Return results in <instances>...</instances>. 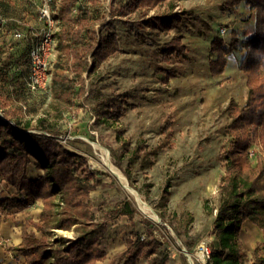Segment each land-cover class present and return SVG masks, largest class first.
Instances as JSON below:
<instances>
[{"label": "rangeland", "instance_id": "374dc122", "mask_svg": "<svg viewBox=\"0 0 264 264\" xmlns=\"http://www.w3.org/2000/svg\"><path fill=\"white\" fill-rule=\"evenodd\" d=\"M126 1L79 0L77 4L88 9L90 24L100 33L114 26L122 50L97 71L84 75L82 96L78 94V85L73 102L67 103L53 96L51 85L47 91L14 95L11 107L19 109L25 119L36 114L35 119L45 117L54 123L53 134L60 144L85 157L80 171L93 172L95 176L96 187L90 199L96 220L108 217L124 200L138 210L135 227L126 218L109 223L102 242L107 257L98 264H124L126 242L132 232L149 236L145 220L155 226L152 236L162 244L167 264H206L198 247L202 243L210 247L214 237L226 170L228 127L232 122L229 106L231 102L245 106L248 96L246 77L240 69L241 52H232L224 74L213 77L209 68L211 42L220 36L230 43L234 30L249 28L245 19L250 10L244 4L236 9L225 8L227 0H174L172 12L168 2L146 18L139 13L118 16V9ZM28 2L19 0L17 7L23 8ZM182 13L187 14L186 22L170 33L159 26L151 30L144 24L149 17L163 16L165 20ZM221 28L227 29L225 35L219 33ZM176 35L183 37L185 56L167 61L163 50ZM14 42L11 36L6 38V49ZM57 58L55 47L49 61L51 74ZM20 69L28 70L27 57ZM166 72H175L176 76L164 82ZM11 74L15 76L16 72L12 69ZM7 89L0 82V92L5 96L11 91ZM122 96L126 110L121 119L113 122L99 118L98 111ZM253 155L264 160L262 131L250 150V156ZM35 165L28 172L34 179L44 174ZM112 167L125 180L115 175ZM165 189L170 191L168 201H164ZM4 194L14 195L16 191L6 188ZM42 209L43 202L38 200L23 212L6 218L0 215L2 261L14 257L12 264H19L16 253L7 252L6 248L21 244L23 226L28 219L38 221ZM53 234L54 238L68 239L78 235L73 230H55ZM240 240L247 254L244 264H250L257 245L263 241L262 233L246 223ZM260 253L264 255V251ZM139 264H154V256L152 260L143 258Z\"/></svg>", "mask_w": 264, "mask_h": 264}, {"label": "trees", "instance_id": "16d2710c", "mask_svg": "<svg viewBox=\"0 0 264 264\" xmlns=\"http://www.w3.org/2000/svg\"><path fill=\"white\" fill-rule=\"evenodd\" d=\"M91 1L96 3V0ZM173 1L127 0L117 14L128 17L139 13L146 18L150 11L168 2L169 12H172L175 9ZM78 2L56 0L58 12L54 14L61 26L54 34L58 41V58L52 73V94L67 103L73 102L78 85L79 96L85 93L86 73L97 71L111 57L122 52L114 26L100 33L90 24L88 9L78 6ZM243 4L250 10L245 19L249 28L234 30L230 43L216 36L210 49L209 68L213 77L224 74L232 52H241L240 69L246 77L248 96L245 106L235 102L229 106L232 122L228 127L229 141L224 157L222 199L214 221L211 256L206 264L245 263L247 254L240 237L246 223L257 227L263 236L250 264H264V255L260 253L264 251V160L250 156L255 138L260 131L264 133V0H227L224 7L236 9ZM171 16L165 20L163 16L151 17L144 24L151 30L159 26L170 33L186 22L187 14ZM8 37V31L0 33V82L11 89L7 96L0 92V215L6 218L15 212H23L38 200L43 202V209L38 221H26L21 244L6 250L23 257V264H98L107 257L102 242L109 223L126 218L135 227L139 212L129 200H124L110 211L108 217L96 220L90 199V193L96 187L95 176L93 172L82 174L80 171L86 163L85 157L62 146L53 134L55 124L45 117L35 119V114L25 119L19 109H12L11 98L26 91L17 67L22 66L28 56L30 45L26 40H15L6 49L4 43ZM186 49L183 37L176 35L165 46L163 58L169 61L174 56L183 57ZM8 53L9 57H6ZM12 69L15 76L11 74ZM175 76V72H166L164 82ZM124 102L123 96L117 98L116 102L97 112L99 118L117 122L125 113ZM32 111L36 112V109ZM33 163L44 173L35 179L28 176ZM4 185L5 189L2 188ZM6 188L15 190L16 194L5 195ZM164 193V201H168L169 189ZM144 223L149 236L142 240L141 235L132 232L126 242L124 264H139L143 258L152 260L153 256L154 264H167L168 257L162 244L152 236L155 226L146 220ZM55 230H73L78 235L75 239L54 238ZM158 254L163 257H157Z\"/></svg>", "mask_w": 264, "mask_h": 264}, {"label": "built area", "instance_id": "2783aa9c", "mask_svg": "<svg viewBox=\"0 0 264 264\" xmlns=\"http://www.w3.org/2000/svg\"><path fill=\"white\" fill-rule=\"evenodd\" d=\"M3 6V2L0 1V33L8 31L14 40H26L30 45L27 56L28 70L25 72L20 69L21 66L17 67L22 75L21 81L25 90L30 93L47 91L52 82L49 61L56 47L54 34L60 23L54 18V14L58 12V3L56 0L35 1L36 18L34 23L6 14L3 11ZM219 33L225 35L227 29L221 28ZM145 239L146 237L143 236L142 240ZM198 251L200 258L206 263L211 256L210 247L202 243L198 247Z\"/></svg>", "mask_w": 264, "mask_h": 264}, {"label": "crops", "instance_id": "0c3cea01", "mask_svg": "<svg viewBox=\"0 0 264 264\" xmlns=\"http://www.w3.org/2000/svg\"><path fill=\"white\" fill-rule=\"evenodd\" d=\"M3 2V11L13 17H16L18 19H25L28 22L34 23L35 22V7H34V2L37 0H29V2L23 7V8H18L17 3L19 0H0ZM152 11H150L151 13ZM149 16V15H148ZM147 16V17H148ZM150 18V17H149ZM20 259L19 264H23L25 262V259L23 257H18ZM3 254L0 253V263L1 264H12L14 257L5 259L3 260Z\"/></svg>", "mask_w": 264, "mask_h": 264}, {"label": "bare ground", "instance_id": "6f19581e", "mask_svg": "<svg viewBox=\"0 0 264 264\" xmlns=\"http://www.w3.org/2000/svg\"><path fill=\"white\" fill-rule=\"evenodd\" d=\"M93 145V144H92ZM111 171L115 174V175H117L118 177H120V179H122V180H125V178L122 176V174L117 170V169H115L114 167H112L111 168ZM125 188V187H124ZM130 189V188H129ZM135 195H137V193L135 192V191H133V190H131Z\"/></svg>", "mask_w": 264, "mask_h": 264}]
</instances>
